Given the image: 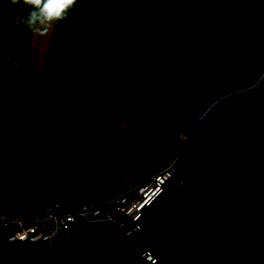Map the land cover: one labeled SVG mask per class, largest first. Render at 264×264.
I'll use <instances>...</instances> for the list:
<instances>
[{
	"label": "trees",
	"instance_id": "obj_1",
	"mask_svg": "<svg viewBox=\"0 0 264 264\" xmlns=\"http://www.w3.org/2000/svg\"><path fill=\"white\" fill-rule=\"evenodd\" d=\"M251 10L264 15V0H149L146 19L135 29L145 45L136 48L135 59L122 71L127 46L122 0H88L84 22L90 26L91 84L63 95L56 122L30 148L61 134L77 140L136 119L169 140L204 106L206 92L219 96L217 108L248 86L244 83L256 72L264 49V34L249 17ZM229 103L227 116L216 126L207 121L188 128L184 161L189 169L204 172L219 159L218 179L190 191L177 207L179 215L161 223L166 227L155 231L158 261L152 264L170 259L168 264H264V124L254 126L244 105ZM128 184H89L67 196L111 195ZM124 242L114 224L89 222L62 234L58 257L50 246L14 264H151L119 249Z\"/></svg>",
	"mask_w": 264,
	"mask_h": 264
},
{
	"label": "rangeland",
	"instance_id": "obj_2",
	"mask_svg": "<svg viewBox=\"0 0 264 264\" xmlns=\"http://www.w3.org/2000/svg\"><path fill=\"white\" fill-rule=\"evenodd\" d=\"M148 3L149 0H122V17L127 30V46L120 58L122 71L135 59L136 48L145 45V38L137 34L135 29L146 19ZM87 4L88 0H83L84 10ZM249 17L264 34V15L260 11L251 10ZM59 22L61 25L63 19ZM80 34L79 64L85 85L87 84L84 88L86 89L91 84L87 62L90 26L83 20L80 24ZM255 68L256 72L244 83L248 86L236 91L227 97V100L244 105L248 120L254 126H261L264 124V49L255 61ZM47 83L44 88L43 84H38L42 89L50 91L49 95L54 100L49 110L55 112L57 99L62 100L64 92L62 94L61 91L64 85L54 77ZM228 101L217 108L213 106L216 105L215 103L210 106L204 105L174 132L169 140L165 134L156 135L155 129L141 120H123L118 127L109 124L104 128L87 132L77 140L66 138L61 134L44 147L42 145L36 148L39 151L25 161L21 157L22 151L27 149L38 134L46 130L47 126L50 127L54 121L39 122L40 126L44 125V127H40L38 123L26 132L20 130V126L16 128L8 126L3 133L1 131L0 136V201L9 200L6 202L17 206L43 202L59 196L65 197L73 189L89 184H97L101 187H119L128 183L131 185L175 159L177 171L164 185L165 196L144 210L141 218L143 228L138 237H131L129 241L124 240L119 248L134 254L136 246L144 245L154 251L155 231L160 227L164 230L166 227L161 223L166 222L172 215H179L177 207L186 199L190 191L196 187L200 188V185L214 183L218 179L214 171L221 161L215 160L207 171L195 172L189 169L182 157L183 143L187 138L188 130L196 123H199L200 128L207 121L211 122V127L220 123L229 112L231 103ZM210 114L214 115L212 119H209ZM49 119L51 120V117ZM198 132L197 129L195 134L197 135ZM9 150H15L13 153L18 155L13 156L8 152ZM144 174L147 175L143 176ZM138 178L140 179L136 180ZM99 195L90 197L96 198ZM171 224L174 228L178 226L175 223L167 225ZM88 225L89 222L79 224L82 227ZM100 226L104 230H113L109 224ZM49 247L50 245L45 241L4 242L0 239V264H14L15 260L26 254ZM52 248L54 255L58 257V242ZM170 261L171 259L165 261V264Z\"/></svg>",
	"mask_w": 264,
	"mask_h": 264
},
{
	"label": "crops",
	"instance_id": "obj_3",
	"mask_svg": "<svg viewBox=\"0 0 264 264\" xmlns=\"http://www.w3.org/2000/svg\"><path fill=\"white\" fill-rule=\"evenodd\" d=\"M87 9L88 4L84 10L83 0H77L61 25L58 21L41 34L42 26H36L40 31L29 30L26 26L25 19L32 9L23 0L16 4L0 0V136L8 126H20V130L26 132L39 122H56L61 100L57 99L55 112L49 110L54 98L38 83L44 88L54 77L64 85L62 94L86 87L79 64V47L80 24ZM14 151L8 152L17 156ZM38 151L29 146L22 151L21 157L25 161ZM6 201L9 200H1L0 205H7Z\"/></svg>",
	"mask_w": 264,
	"mask_h": 264
},
{
	"label": "built area",
	"instance_id": "obj_4",
	"mask_svg": "<svg viewBox=\"0 0 264 264\" xmlns=\"http://www.w3.org/2000/svg\"><path fill=\"white\" fill-rule=\"evenodd\" d=\"M176 171L173 159L148 177L111 195L59 196L32 204L0 205V239L4 242L45 241L52 247L64 232L80 223L109 222L129 241L139 235L144 210L164 193L165 183ZM135 248V254L141 259L151 264L158 261L150 247L138 245Z\"/></svg>",
	"mask_w": 264,
	"mask_h": 264
},
{
	"label": "clouds",
	"instance_id": "obj_5",
	"mask_svg": "<svg viewBox=\"0 0 264 264\" xmlns=\"http://www.w3.org/2000/svg\"><path fill=\"white\" fill-rule=\"evenodd\" d=\"M11 2L16 4L19 0ZM76 2L77 0H23V3L32 9L25 19V24L29 30L35 31H40L37 25L42 26L41 34H44L56 22L64 19Z\"/></svg>",
	"mask_w": 264,
	"mask_h": 264
},
{
	"label": "water",
	"instance_id": "obj_6",
	"mask_svg": "<svg viewBox=\"0 0 264 264\" xmlns=\"http://www.w3.org/2000/svg\"><path fill=\"white\" fill-rule=\"evenodd\" d=\"M218 99H219V96L216 93L208 91L203 95L202 102L205 106H210L214 104Z\"/></svg>",
	"mask_w": 264,
	"mask_h": 264
}]
</instances>
